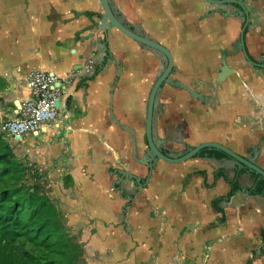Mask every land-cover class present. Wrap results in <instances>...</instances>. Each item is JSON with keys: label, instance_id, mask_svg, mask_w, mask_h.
I'll list each match as a JSON object with an SVG mask.
<instances>
[{"label": "crops", "instance_id": "0c3cea01", "mask_svg": "<svg viewBox=\"0 0 264 264\" xmlns=\"http://www.w3.org/2000/svg\"><path fill=\"white\" fill-rule=\"evenodd\" d=\"M242 2L249 15L246 51L255 65L242 52L229 56L234 73L219 82L221 52L234 50L244 25L233 17L237 5L112 0L125 23L169 49L173 78L209 97L204 105L184 90L163 87L157 117L163 149L217 143L264 170V0ZM103 12L101 0H0V125L29 98L31 72L65 78L97 55L93 75L69 89L59 127L15 143L17 157L41 174L81 244L84 264H264V194L250 193L256 178L228 155L159 161L145 187L126 182L122 195L114 189L118 171L145 182L149 169L134 160L131 134L109 118L116 68H106L103 44L108 38L122 65L113 111L136 130L139 157L147 149V104L161 61L116 28L107 35L92 29ZM235 182L240 189L227 199Z\"/></svg>", "mask_w": 264, "mask_h": 264}, {"label": "trees", "instance_id": "16d2710c", "mask_svg": "<svg viewBox=\"0 0 264 264\" xmlns=\"http://www.w3.org/2000/svg\"><path fill=\"white\" fill-rule=\"evenodd\" d=\"M7 137L0 132V264H84L81 244L73 243L63 215L44 192L40 178L28 184L27 167L15 156ZM224 156L219 150L204 149L197 157ZM220 177L224 173H218ZM253 177L256 183L250 193L263 195L264 179L255 173ZM239 189L233 183L227 199ZM223 201L214 203L217 210Z\"/></svg>", "mask_w": 264, "mask_h": 264}, {"label": "water", "instance_id": "95a60500", "mask_svg": "<svg viewBox=\"0 0 264 264\" xmlns=\"http://www.w3.org/2000/svg\"><path fill=\"white\" fill-rule=\"evenodd\" d=\"M206 1L216 6L237 5L240 8V11L237 13V15H233V17L240 18L244 23L241 29L240 37L234 45V50L233 51L223 50L221 52V67L218 71V81L222 82L227 76L234 73L233 69H230L229 66L227 65V58L229 56H233L242 52L245 55L247 61L255 65V63H253V61L249 58L247 54L246 43H245V34L247 27L249 25V15L243 5L242 0H206ZM101 3L104 12L102 14L96 15L98 21L93 23L92 29L102 31L104 35H107L111 29L116 28L127 37L136 41L141 46L152 51L154 54H156L159 57L161 61V65L157 73V78L152 86L147 104V113L144 123L147 149L144 156L139 157L136 130L127 125L122 124L115 117L113 111L114 93L117 88L119 78L123 73L122 65L117 60H115L113 55L111 54L108 46V38H106L103 44V48L105 51V58L108 56L106 68L110 66H114L116 68V79L114 81L112 91L110 94L109 118L121 129L131 134L132 153L134 160L137 163L149 169L148 177L145 180V182H142L141 177L134 175L130 171H118L116 174L119 177L114 185V189L118 190L122 195L125 192L124 188L123 187L117 188V186L121 185L123 182H135L137 183V185H139V187L143 188L149 182L154 167L157 165V163H159V161H165L171 164H181L196 158L204 149L219 150L225 153L226 155H228L230 158H232L236 163L237 168L244 167L248 169L250 173H255L264 179V170L259 167V165L255 160L251 158L242 157L239 154L232 151L231 149H229L228 147L217 143L207 142V143H202L195 147L188 146L186 147L185 151H181L178 153L163 151V144L165 143V141L160 139L157 133V117L160 110L159 108L160 96L163 91V87L165 85H170L175 89L184 90L191 96V98H193L196 101L202 102L204 105L208 103L209 97L201 92L189 88L184 83L173 78V75L175 74V67H174L173 56L169 51V49H167L159 42L150 39L142 30L135 28L133 29L127 23H125V21L118 15L117 11L113 7L112 0H101ZM215 13L216 12H211L205 15L203 18L213 16ZM75 15L77 17L81 16V14L78 13H75ZM91 38H93L92 34H89L85 37L86 40H89ZM17 105L19 107L20 102ZM57 105L59 106V102L57 103ZM128 200L131 201L132 197L129 196Z\"/></svg>", "mask_w": 264, "mask_h": 264}, {"label": "built area", "instance_id": "2783aa9c", "mask_svg": "<svg viewBox=\"0 0 264 264\" xmlns=\"http://www.w3.org/2000/svg\"><path fill=\"white\" fill-rule=\"evenodd\" d=\"M96 56L92 53L85 67L74 70L65 78L52 72H31L26 78L29 98L15 107L14 114L1 123V131L13 141L19 142L27 136L57 129L61 114L67 108L69 89L83 78L93 75Z\"/></svg>", "mask_w": 264, "mask_h": 264}, {"label": "rangeland", "instance_id": "374dc122", "mask_svg": "<svg viewBox=\"0 0 264 264\" xmlns=\"http://www.w3.org/2000/svg\"><path fill=\"white\" fill-rule=\"evenodd\" d=\"M159 68H160V65H157L156 67H155V69H156V72H158V70H159ZM2 86V84H1V82H0V87ZM0 132L2 133V134H4L2 131H1V125H0ZM5 135V134H4ZM8 139H9V137H7ZM9 140H11V139H9ZM11 142V141H10ZM15 143H17V142H11V144L13 145V148H14V153H15V156L17 157V154H16V152H15V148H16V146H15ZM141 143H142V148L144 149L145 148V140H144V137L141 139ZM143 157V156H142ZM18 158V157H17ZM19 159V158H18ZM19 160H21V159H19ZM22 161V160H21ZM23 162V161H22ZM24 163V162H23ZM25 165H26V167H27V172H26V180H27V182H28V184H33L34 183V179L35 178H40V181H39V183H40V185L43 187V190H44V192L46 193V188H45V186L43 185V182L41 181V179H42V176H41V174L40 173H38L36 170H35V168H33V166H31V165H29V164H26L25 163ZM37 172V173H36ZM117 176L115 177V180L117 181ZM126 182H123L122 183V187H124V185H127V184H125ZM129 183H131L132 185H135V183L134 182H129ZM136 186V185H135ZM47 194V193H46ZM51 199V198H50ZM52 201V200H51ZM53 203V202H52ZM64 220V222H65V224H66V220H65V218L63 219ZM69 232V231H68ZM70 234V233H69ZM70 236H71V234H70ZM72 237V241H73V243H76V244H78L79 242H78V239H77V237L75 236H71ZM80 244V243H79Z\"/></svg>", "mask_w": 264, "mask_h": 264}, {"label": "flooded vegetation", "instance_id": "af4514ba", "mask_svg": "<svg viewBox=\"0 0 264 264\" xmlns=\"http://www.w3.org/2000/svg\"><path fill=\"white\" fill-rule=\"evenodd\" d=\"M184 150H186V148H185ZM163 151L166 152L164 149H163ZM148 171H149V170H148Z\"/></svg>", "mask_w": 264, "mask_h": 264}]
</instances>
